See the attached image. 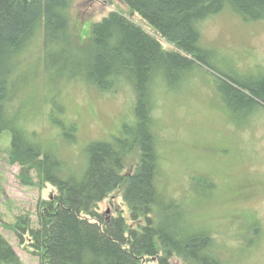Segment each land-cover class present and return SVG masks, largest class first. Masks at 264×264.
Wrapping results in <instances>:
<instances>
[{
    "label": "trees",
    "instance_id": "obj_1",
    "mask_svg": "<svg viewBox=\"0 0 264 264\" xmlns=\"http://www.w3.org/2000/svg\"><path fill=\"white\" fill-rule=\"evenodd\" d=\"M120 1L152 33L115 10L92 25L90 41L81 45L70 27L72 0H0V133L12 134L7 161L18 166L21 185L49 182L55 188L49 200L38 203L35 226L21 215L5 227L38 264H228L212 234L194 228L186 204L164 196L158 186L153 93L160 87L182 89L200 70L212 73L207 62L212 52L201 45L200 25L224 11L244 22L264 23V0ZM37 45L49 67L61 65V73L102 93L129 88L135 100L134 117L119 136L86 148L87 164L78 179L63 178L57 156L7 118L12 80L28 49ZM212 74L230 112L264 109V76L246 82ZM198 183V197L214 196L213 183ZM119 190L126 211L106 219L100 205ZM0 264H23L1 234Z\"/></svg>",
    "mask_w": 264,
    "mask_h": 264
},
{
    "label": "rangeland",
    "instance_id": "obj_2",
    "mask_svg": "<svg viewBox=\"0 0 264 264\" xmlns=\"http://www.w3.org/2000/svg\"><path fill=\"white\" fill-rule=\"evenodd\" d=\"M115 10L152 33L120 0H72L70 27L78 43L87 44L92 25ZM199 30L202 47L212 52L207 62L215 72L246 82L264 76V23L244 22L224 11L205 20ZM38 45L28 49L12 80L7 118L34 133L44 151L57 156L63 178L78 179L86 148L119 136L134 117L135 100L129 88L102 93L61 73V65L49 67L38 55ZM162 46L171 49L164 41ZM200 71L182 89L154 90L158 186L164 196L186 204L194 228L212 234L228 264H264V109L230 112L217 90L214 71ZM11 139L9 129L0 133V234L23 264H38L5 225L28 215L35 226L38 203L49 200L55 188L49 182L41 187L19 183L18 166L7 161ZM200 181L216 186L209 200L196 195ZM125 211L120 190L100 205L106 219ZM256 236L257 242L247 246Z\"/></svg>",
    "mask_w": 264,
    "mask_h": 264
}]
</instances>
